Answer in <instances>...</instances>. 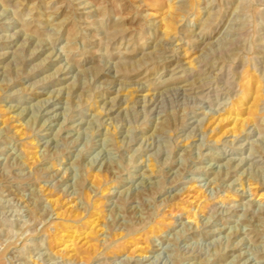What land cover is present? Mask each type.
Listing matches in <instances>:
<instances>
[{
	"label": "rangeland",
	"instance_id": "obj_1",
	"mask_svg": "<svg viewBox=\"0 0 264 264\" xmlns=\"http://www.w3.org/2000/svg\"><path fill=\"white\" fill-rule=\"evenodd\" d=\"M0 263L264 264V0H0Z\"/></svg>",
	"mask_w": 264,
	"mask_h": 264
},
{
	"label": "bare ground",
	"instance_id": "obj_2",
	"mask_svg": "<svg viewBox=\"0 0 264 264\" xmlns=\"http://www.w3.org/2000/svg\"><path fill=\"white\" fill-rule=\"evenodd\" d=\"M260 84V83H259ZM229 118V117H228ZM225 120V119H224ZM224 131V130H223ZM220 136V135H219ZM226 198V197H225ZM94 219V218H93ZM89 222V221H88ZM94 222V220L93 221H91L90 223L92 224ZM152 231V230H151ZM115 244V243H114ZM66 247H67V245H66ZM1 263H2V261H1ZM0 263V264H1Z\"/></svg>",
	"mask_w": 264,
	"mask_h": 264
}]
</instances>
